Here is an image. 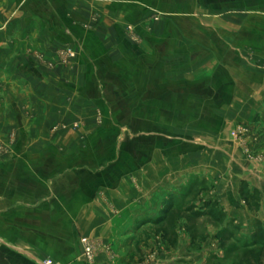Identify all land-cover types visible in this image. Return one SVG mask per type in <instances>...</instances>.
I'll use <instances>...</instances> for the list:
<instances>
[{
  "label": "crops",
  "instance_id": "crops-1",
  "mask_svg": "<svg viewBox=\"0 0 264 264\" xmlns=\"http://www.w3.org/2000/svg\"><path fill=\"white\" fill-rule=\"evenodd\" d=\"M141 2L0 0L1 140L15 132V125H24L22 103H16L14 97L21 90L38 101L32 104L35 108L45 106L49 116L55 118L66 96L71 98V110L79 102L102 105L107 100L101 90L103 75L114 79L109 101L120 104L125 100L119 90L123 76L132 81L137 78L135 96L142 104L147 49L143 45L159 41L144 37L137 26L142 16ZM202 2V91L219 95L207 105L210 109H222L221 94L229 93L233 96L225 106L247 112L242 122L251 141L245 153L224 130L230 123L215 118V127L200 128L205 134L199 141L183 140L182 155L168 144L167 164L158 160L163 158L159 145L156 150L152 146L151 158L156 161L138 171L152 174L149 183L128 187L123 179L115 177L114 183H118L95 188L93 172L87 169V193L81 197L42 198V192L55 189L50 182H45L44 191L39 187L40 194L35 198H27L25 193H17V197L10 194L0 202V222L7 223L6 232L0 229V241L5 244L0 245V264H40L46 258L59 264H88L82 254L81 237L101 242L94 264H255L243 263L241 258L264 248V0ZM93 13L100 14L99 22L88 27ZM127 22L136 26L140 43H132L125 35L122 25ZM65 45L77 46L76 59L68 67L48 70L46 63L55 62L56 49ZM27 48L37 50L40 60L36 61ZM212 62L214 73L207 75L206 65ZM168 86L167 91L172 93L173 86ZM43 115L48 114H38L40 118ZM44 116L39 124L45 127ZM20 131L11 147V157L17 159L12 168H23L27 173L37 168L51 174L63 169L62 156L47 151L44 133L22 135ZM144 138L140 137L141 141ZM152 140L159 141V136L152 135ZM178 157L182 160L176 163ZM122 170L117 167L109 172L121 174ZM96 189L104 192L107 202L94 198ZM198 191L199 195L193 197ZM199 225L200 233L192 229ZM262 258L264 264V249Z\"/></svg>",
  "mask_w": 264,
  "mask_h": 264
},
{
  "label": "rangeland",
  "instance_id": "rangeland-1",
  "mask_svg": "<svg viewBox=\"0 0 264 264\" xmlns=\"http://www.w3.org/2000/svg\"><path fill=\"white\" fill-rule=\"evenodd\" d=\"M140 1H142L140 6L142 16L137 26L140 25L142 28L144 37H155L159 41L152 46L145 43L143 45L144 49L147 48L144 50L143 59V103L139 104L138 95L135 96V92L138 91L135 87L138 86L137 78L132 81L131 78L125 79L123 76L119 79V90L123 93L125 100L119 94L124 100L121 99L120 104H112L109 101L108 92L114 79L103 75L100 81L104 87L101 90L105 91L107 100L102 105L79 102L76 108L71 110L69 105L71 98L66 96L63 98L61 109H56L55 118L52 115L49 116L48 111L44 109L45 106L43 109H37L32 105L38 101L30 97V92L26 95L21 90L19 96L14 94L15 102L22 103L24 109V125H15V134L10 132L4 135V139L0 138V202H5L13 193L16 197L17 193H25L28 195L25 196L27 198L38 197L40 194L38 189L41 187L40 189L44 191L45 182L53 183L56 190L41 191L42 198L54 196L59 199H70L84 196L87 193L85 190L87 179L84 175L87 169L93 172L91 177L94 178L92 184L95 188L101 185L110 187L115 177L123 179V184L126 183L128 187H135L136 183L140 182L149 183L152 181V174L138 173V171L152 165V146L156 150V144L159 145L161 150L159 153H162L160 155L163 158L158 160L160 164L163 161L167 164L168 144L174 145L175 152L181 154L183 140L199 141L205 134L204 131L200 133V128L204 130V128L215 127L213 121L215 118H223L230 123L223 128L227 130L229 139L239 145L245 153L246 145L251 141L248 138L249 133L238 134V136H233L232 133L238 128H248L242 122L247 112L225 106L233 96L229 93L221 94L219 100L223 102L222 109L213 107L210 109L207 105L213 103L219 95L202 91L204 89L202 86H205V69L202 66L204 63L202 65L200 63L204 57V54L200 57V49L204 47L199 45V21L200 16L202 17V14H199V6L204 0ZM216 1L220 0H207V3L215 4ZM99 15L92 14L88 27L98 24ZM207 18L210 17L207 16ZM122 26L129 41L134 44L141 42L142 39L133 23L127 22ZM27 49V52L32 51L36 61L40 60L41 55L37 50ZM77 52V46L65 45L57 48V59L55 62L48 61L47 69L51 71L56 67H68L76 59ZM206 67L207 75L214 73V62L207 63ZM76 80L78 83L79 78ZM64 82L66 83V80ZM169 83L173 86L172 93L167 91L170 89ZM207 87L209 88L208 83ZM114 105L118 107L113 109ZM46 113L47 116L43 115L46 122L44 127V124H39L43 116L40 118L38 114ZM51 113L54 115L53 111ZM234 119L237 120V124H234ZM205 122L211 125L202 126ZM19 130L22 135L23 133L27 135L44 133L47 138V151L57 152L58 156H62L63 169L59 173L51 174L48 171L45 173L43 170L39 171L37 168L34 173L24 172L23 168H12L13 160L17 159L14 156L11 157L13 153L11 147L17 142ZM206 133L209 132L206 131ZM152 135H158L159 141L152 140ZM142 136L146 138L141 141ZM251 157L257 158L255 155ZM52 158L56 160L54 156ZM181 160L180 157L175 158L176 163ZM153 161H156V158ZM117 167L123 169L120 171L121 174L109 172V169L114 170ZM22 184L27 185L22 187ZM94 192V198L107 202L104 192L99 189ZM199 193L198 191L193 197H197ZM107 207L111 212H116L112 206L107 205ZM45 224L52 226L51 223ZM6 225V222H0V229L6 232ZM201 226H193L192 229L200 233ZM82 238L85 237H81L79 242ZM89 240L94 248L95 263L96 253L102 249V245L98 239ZM0 245L5 244L0 241ZM263 249L257 250L253 255H245L241 261L263 264Z\"/></svg>",
  "mask_w": 264,
  "mask_h": 264
},
{
  "label": "built area",
  "instance_id": "built-area-1",
  "mask_svg": "<svg viewBox=\"0 0 264 264\" xmlns=\"http://www.w3.org/2000/svg\"><path fill=\"white\" fill-rule=\"evenodd\" d=\"M247 133V129L246 128H238L237 131H234L232 133V135H236L238 136V134H241V135H245ZM80 244H81V247H82V254L86 260V262L88 264H94V248H93V245L91 243V241L87 238H82L80 240ZM41 264H59L49 258H46L44 260L41 261Z\"/></svg>",
  "mask_w": 264,
  "mask_h": 264
}]
</instances>
